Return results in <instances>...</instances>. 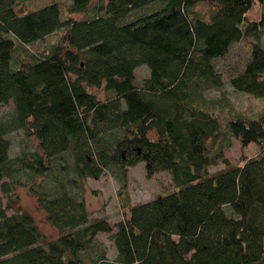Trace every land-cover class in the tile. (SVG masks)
<instances>
[{
	"label": "trees",
	"instance_id": "trees-1",
	"mask_svg": "<svg viewBox=\"0 0 264 264\" xmlns=\"http://www.w3.org/2000/svg\"><path fill=\"white\" fill-rule=\"evenodd\" d=\"M21 1L0 0V104L14 102L0 119V188L26 187L60 234L47 237L19 198L9 213L0 195V264H264V153L210 171L232 137L263 150L264 113L216 114L205 97L224 86L215 60L243 39L251 57L230 82L264 96V0H72L19 14ZM17 129L40 149L12 156ZM141 162L150 178L168 171L176 190L134 204L129 169ZM105 173L119 184L116 223L92 219L85 195V180Z\"/></svg>",
	"mask_w": 264,
	"mask_h": 264
},
{
	"label": "rangeland",
	"instance_id": "rangeland-1",
	"mask_svg": "<svg viewBox=\"0 0 264 264\" xmlns=\"http://www.w3.org/2000/svg\"><path fill=\"white\" fill-rule=\"evenodd\" d=\"M72 0H24L16 4V11L19 14H25L32 10L40 9L52 3H59L66 7ZM156 7L147 8L144 11L149 12ZM198 9L207 14L211 9V5L204 2L198 6ZM143 11V12H144ZM262 7L260 2H257L253 9L249 11L248 18L251 20L260 19ZM93 15V10L88 12L75 13L74 16L81 18ZM67 18V15L65 16ZM64 30L59 33H54L47 37L45 41H39L31 46L32 52H37L40 49H49L60 37ZM251 57V43L248 39H243L232 45L230 51L222 57L215 60L216 67L224 74V86L220 89L212 88L205 90L207 105L210 110L216 114L229 115L231 109L246 113L247 115L258 118L264 113V96L256 97L248 93L236 90L230 79L232 76L243 71L247 61ZM13 67L17 68L16 65ZM150 68L147 65H141L136 69V76L139 83L149 77ZM96 92L104 97L106 95L103 89H96ZM14 111V102L8 104H0V119L12 117ZM8 137L11 140V155L19 156L24 153L30 154L35 150L40 149L39 141L34 137H27L23 129H17L11 132ZM232 146L225 152V161H220L216 165L210 167L213 174L219 173L242 163V158H255L264 153L263 150L255 144L243 146L240 139L232 137ZM171 174L168 171L158 172L153 177H148L146 173L145 162H141L129 169L130 194L134 204L148 202L152 199L171 193L176 190L172 183ZM119 184L115 177L110 173H105L99 178H87L85 180V195L87 198L88 207L92 219L107 217L111 222L116 223L124 216V211L121 208L120 201L117 196ZM0 195L3 196L5 204L13 205L9 209V213H13L19 203L10 202V198L17 199L21 206L31 213L35 218L39 228L49 238H57L60 234L59 230L54 227L47 219L46 212L38 205L36 196L29 193L24 186H17L10 195L4 194L0 188ZM228 210L232 211L231 208ZM99 240L106 244L109 248V256L113 259L117 253L114 241L110 235L101 234Z\"/></svg>",
	"mask_w": 264,
	"mask_h": 264
}]
</instances>
